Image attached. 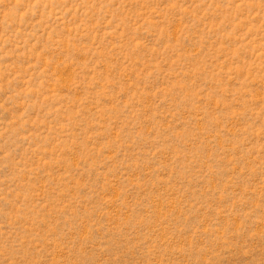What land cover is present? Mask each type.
Returning a JSON list of instances; mask_svg holds the SVG:
<instances>
[{
  "label": "rangeland",
  "instance_id": "rangeland-1",
  "mask_svg": "<svg viewBox=\"0 0 264 264\" xmlns=\"http://www.w3.org/2000/svg\"><path fill=\"white\" fill-rule=\"evenodd\" d=\"M0 264H264V0H0Z\"/></svg>",
  "mask_w": 264,
  "mask_h": 264
}]
</instances>
